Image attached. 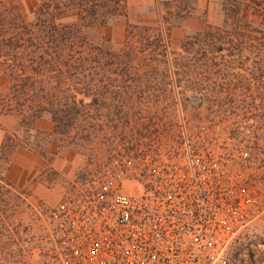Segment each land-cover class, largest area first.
<instances>
[{
	"label": "trees",
	"instance_id": "1",
	"mask_svg": "<svg viewBox=\"0 0 264 264\" xmlns=\"http://www.w3.org/2000/svg\"><path fill=\"white\" fill-rule=\"evenodd\" d=\"M220 2L222 23L204 22L182 37L176 51L170 30L195 14L197 0H164L158 20L127 23L117 47L93 40L86 29L124 14L126 0H39L31 18L21 0H0V115L18 118L0 144V233L22 225L15 219L20 191L3 171L12 150L29 142L23 139L33 133L36 118L49 115L47 141L57 149H77L92 161L108 152L116 136L123 150L150 147L172 131L166 120L177 116L178 104L193 110L205 104L209 113L223 114L244 74L254 76L264 100V0ZM65 13L71 21L59 20ZM249 14L261 19L256 23ZM259 108L264 119V103ZM131 123L133 132L126 134ZM10 237L0 252H8ZM18 241V262L30 264L27 237Z\"/></svg>",
	"mask_w": 264,
	"mask_h": 264
},
{
	"label": "built area",
	"instance_id": "2",
	"mask_svg": "<svg viewBox=\"0 0 264 264\" xmlns=\"http://www.w3.org/2000/svg\"><path fill=\"white\" fill-rule=\"evenodd\" d=\"M180 122L173 156L116 155L62 192L45 217L47 264H233L228 249L262 200L240 169L264 133L244 123L228 158L205 126Z\"/></svg>",
	"mask_w": 264,
	"mask_h": 264
},
{
	"label": "rangeland",
	"instance_id": "3",
	"mask_svg": "<svg viewBox=\"0 0 264 264\" xmlns=\"http://www.w3.org/2000/svg\"><path fill=\"white\" fill-rule=\"evenodd\" d=\"M21 1L28 17L31 18L33 10L39 0ZM163 1L164 0H126L124 14L112 16L105 25L90 27L86 29V31L93 40L102 41L106 39L109 40L113 46L117 47L123 40L126 24L155 22L159 18V7ZM249 18L256 23L261 19L260 16L256 14H249ZM59 20L62 22L71 21L72 16L65 13ZM222 21L223 11L221 9L220 0H197V10L195 14L192 17L178 22L170 30V48L176 51L179 50L182 37L200 28L204 22L220 24ZM239 78L241 81L239 83L241 85L236 86L235 93L233 94L234 100H228L225 103L224 109L226 110L225 112L223 111V114L220 113L217 115V113L214 112L209 113V109L205 104L196 108V110H193L194 107L192 105V107H186L183 103L181 105L178 104L175 108L177 116L172 120H166L167 128H170L172 131L160 134V136L152 140L153 142L144 139V141L152 143L149 144L150 147L144 146L143 149L138 151L123 150L121 148L122 139L116 136L113 138L108 152H101L99 158L88 161L77 149H57L55 143L47 141V139L49 140V136L46 132L49 130L36 128L33 123V133L28 138L23 139L25 143L27 139H29V142L26 143V146H22L32 149L40 155L42 154L38 152L39 148L45 153L47 151L48 154L42 156L49 162H51L53 158L59 157L60 168L56 169L50 166L46 174L33 179L24 188H17L20 191V196L16 201H20L21 204L16 212L15 219L18 222L19 219H21L22 225L14 229L9 227L5 233H0L1 244H3L5 239H8L7 235L12 237L9 238L11 244L9 245L8 252L6 253L4 250L0 252V264H20L17 260V249L20 245L18 244V240L21 235L22 237H27L29 241V243H27L31 252L28 259L29 263L47 264L49 260L50 241L45 217L49 208L58 201L62 192L74 186V182L82 181L87 175L95 172L104 162L116 155L136 156L139 153H151L167 158L173 156L181 141L178 133L180 130L181 116L185 119L187 130L195 133L199 132L200 126H205L203 132L207 133L208 141L213 142L212 147L215 149L219 147L218 150L221 153H225L228 158H235L231 154V150H228V145L230 144L229 147H231L232 144L238 145L239 141L243 139L241 137V126H243L244 123L251 122L254 124V130L258 129L260 133H264V119L260 118L258 115V112L261 110L259 106L261 103H264V100H260L261 98L255 78L251 73L244 74ZM234 79L236 80V78ZM2 82L3 76L0 71V83ZM178 89L179 87L176 88V91H178ZM244 91L245 93H243ZM181 92L179 95H184ZM188 92L191 93V91ZM193 111H199L200 115L197 117L191 116L190 114ZM40 117L44 122L52 121L48 114H44ZM15 119L16 123L10 132L14 131L18 125V118L16 116ZM132 125L133 123L127 126L126 134L133 132L132 130L129 131V129H133ZM6 132L3 133L2 140ZM226 142L229 144L227 145ZM35 143L38 149L35 148ZM52 151H56V154L50 158L49 153ZM240 170V176L246 178L245 181L253 186L257 193L261 194L262 200L259 205V213L252 219L246 221V224L242 228L240 238L229 247L228 253L233 264H264V141L259 142L254 139L250 154V162L246 167H242ZM37 183H41V189L43 186L49 188L54 186L57 187V196L53 203H48L37 195L33 190ZM11 239H15L17 242L14 243Z\"/></svg>",
	"mask_w": 264,
	"mask_h": 264
},
{
	"label": "crops",
	"instance_id": "4",
	"mask_svg": "<svg viewBox=\"0 0 264 264\" xmlns=\"http://www.w3.org/2000/svg\"><path fill=\"white\" fill-rule=\"evenodd\" d=\"M16 123L15 116L10 114L0 115V143L4 132H10ZM36 128H44L51 130L53 122H44L41 117H38L34 121ZM60 168L59 157H55L49 162L42 155L24 146H17L14 148L9 156L8 162L4 168V176L10 181L16 188L26 187L30 181L39 178L46 174L48 168ZM64 171V170H63ZM43 186V185H42ZM57 187L52 188L42 187L41 183H37L33 189L37 195L48 203H53L57 196Z\"/></svg>",
	"mask_w": 264,
	"mask_h": 264
}]
</instances>
